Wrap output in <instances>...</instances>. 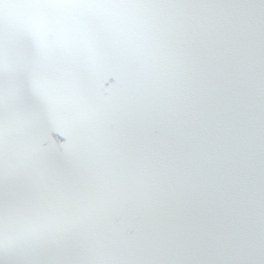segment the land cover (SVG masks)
Instances as JSON below:
<instances>
[{
  "label": "snow or ice",
  "instance_id": "1",
  "mask_svg": "<svg viewBox=\"0 0 264 264\" xmlns=\"http://www.w3.org/2000/svg\"><path fill=\"white\" fill-rule=\"evenodd\" d=\"M0 264H264V0H0Z\"/></svg>",
  "mask_w": 264,
  "mask_h": 264
}]
</instances>
